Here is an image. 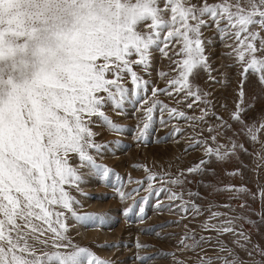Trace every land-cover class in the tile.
<instances>
[{
    "label": "snow or ice",
    "instance_id": "obj_1",
    "mask_svg": "<svg viewBox=\"0 0 264 264\" xmlns=\"http://www.w3.org/2000/svg\"><path fill=\"white\" fill-rule=\"evenodd\" d=\"M217 49L225 62L214 66ZM202 78L231 88V107ZM129 108L139 114L137 143L159 125L171 131L155 142H183L184 154L199 155L175 174L134 165L145 178L129 177L137 187L124 191L102 163L120 141L101 138L126 131L113 117ZM245 169L255 191L219 182L220 172L243 178ZM261 172L264 0H0V264H115L78 239L108 219L85 210L94 179L114 187L126 219L144 222L155 197L157 211L199 221L175 245L196 264H264V242L253 239L264 226ZM192 183L226 194V210L210 207L199 220L203 197Z\"/></svg>",
    "mask_w": 264,
    "mask_h": 264
},
{
    "label": "rangeland",
    "instance_id": "obj_2",
    "mask_svg": "<svg viewBox=\"0 0 264 264\" xmlns=\"http://www.w3.org/2000/svg\"><path fill=\"white\" fill-rule=\"evenodd\" d=\"M214 66H219L225 61L219 58V49L214 53ZM218 79L222 77L218 76ZM200 83L205 88H210L214 93V98L219 103L225 101L231 107L233 94L232 89L224 90L220 85H211L205 83L204 79ZM163 87V83L160 84ZM232 87H235L233 83ZM163 99V97H162ZM217 111L227 118V113L217 107ZM138 113L132 111L131 108L120 117H113L125 126L126 131L119 135H111L105 133L102 136L104 142L119 140V146L113 143L112 151L108 153L102 163L112 167L125 181L124 191L128 192L136 188V184H128L127 179L131 177L133 180H142L145 178V173L141 168L133 167L134 165H147L154 172L162 173L165 169L175 174L179 169L186 168L193 162L199 153L184 154L181 148L183 142L177 144L175 140L165 142H155L157 138L168 135L170 128H162L157 125V130L147 144L137 143L136 129ZM245 163H248L245 158ZM234 165H228L231 168ZM219 172V169H218ZM220 181L224 184L247 183L250 188L255 191L256 176L249 170L245 169L244 177L230 178L222 172L219 173ZM194 179V178H193ZM206 179H212L208 177ZM260 182L264 183V172L260 174ZM114 183V181H113ZM187 189L192 192L199 191L202 200L198 201L201 204L205 213L199 220H204L208 214L209 208L212 211H225L220 207L226 201V194H209L206 187H200L198 184L192 183L187 186ZM87 198L84 199L85 210L96 214H107V222L98 227L89 226L87 229H81V234L78 237L82 244L93 247V250L105 260H113L115 264H139L136 259L137 255L156 257L150 261V264H176L175 258L186 261V264H196V255L192 252L180 251L175 245H178L180 238L188 231L185 225L190 228L198 227L199 221H191L190 219L180 220L179 213L170 212L168 210L157 211L155 208V200L146 207L147 218L144 222H140L138 217L132 216L126 219L122 215L126 204L117 196L114 187L101 184L95 179L92 180L85 188ZM143 191L140 192L136 199L144 196ZM132 201L129 200L128 204ZM169 202L164 199V204ZM259 209L258 204L252 205ZM247 215V213H245ZM255 219V217H253ZM162 226V227H161ZM259 235L253 234V239H260L264 242V226L258 230ZM199 234V233H198ZM137 242L145 245V250L136 247ZM119 245V247H108L109 245Z\"/></svg>",
    "mask_w": 264,
    "mask_h": 264
}]
</instances>
